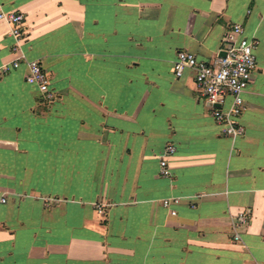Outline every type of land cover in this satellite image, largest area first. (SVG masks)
Returning a JSON list of instances; mask_svg holds the SVG:
<instances>
[{
	"label": "crops",
	"instance_id": "0c3cea01",
	"mask_svg": "<svg viewBox=\"0 0 264 264\" xmlns=\"http://www.w3.org/2000/svg\"><path fill=\"white\" fill-rule=\"evenodd\" d=\"M0 2L25 16L19 43L0 21V69L21 59L0 77V264H264V0ZM235 23L259 44L227 134L174 62L221 56Z\"/></svg>",
	"mask_w": 264,
	"mask_h": 264
},
{
	"label": "built area",
	"instance_id": "2783aa9c",
	"mask_svg": "<svg viewBox=\"0 0 264 264\" xmlns=\"http://www.w3.org/2000/svg\"><path fill=\"white\" fill-rule=\"evenodd\" d=\"M0 21L6 22L9 26L10 34L19 43L25 36V16L21 12L6 11L0 2ZM222 51L224 56H218L211 61L199 60L195 54L188 51H180L174 62V71L177 77H181L187 68L195 72L196 90L199 97L206 102L220 103L225 102L228 96L233 99L231 109L224 111L220 107H214V116L219 123L225 124L224 132L227 134H242L243 129L238 119L244 110L243 93L252 81L253 73L257 69V59L255 50L259 41L256 37L248 36L242 24L235 23L226 33ZM19 45L16 44L14 51H18ZM27 66L28 73L26 80L30 84L39 87L42 96L47 101L55 98V92L50 87V76L44 70L38 60H28L21 56ZM21 59H16L10 66L0 69V77L12 68L20 65ZM174 151V147L167 148V152ZM161 172L168 176L170 170L165 159L161 161ZM6 202V199H2ZM179 199H165L164 207L170 210L171 214L176 215L177 211L173 205L178 204ZM97 211L100 215L105 214L102 205H99ZM238 224L248 223V217L245 214L240 215ZM236 239H239L236 235Z\"/></svg>",
	"mask_w": 264,
	"mask_h": 264
},
{
	"label": "water",
	"instance_id": "95a60500",
	"mask_svg": "<svg viewBox=\"0 0 264 264\" xmlns=\"http://www.w3.org/2000/svg\"><path fill=\"white\" fill-rule=\"evenodd\" d=\"M224 55H225V52H223L221 54V56H224ZM208 104L211 105L212 107H221V104L220 103L209 102Z\"/></svg>",
	"mask_w": 264,
	"mask_h": 264
}]
</instances>
